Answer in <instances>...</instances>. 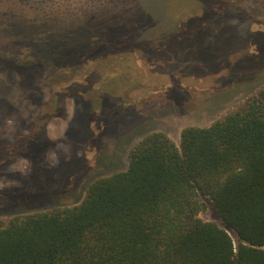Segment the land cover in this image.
<instances>
[{"label": "trees", "instance_id": "16d2710c", "mask_svg": "<svg viewBox=\"0 0 264 264\" xmlns=\"http://www.w3.org/2000/svg\"><path fill=\"white\" fill-rule=\"evenodd\" d=\"M23 5L0 0V89L19 75L40 85L22 92V103L36 111L27 138L16 141L44 152L48 123L66 116L69 100L117 79L118 66H138L119 57L137 51L155 25L135 10L78 24ZM196 17L168 16L180 25ZM89 63L107 70L75 80ZM9 113L1 102V118ZM203 198L224 228L197 217ZM13 201L0 195V264H264V88L208 127L183 128L178 146L161 132L144 137L126 169L97 178L78 203L23 213Z\"/></svg>", "mask_w": 264, "mask_h": 264}, {"label": "rangeland", "instance_id": "374dc122", "mask_svg": "<svg viewBox=\"0 0 264 264\" xmlns=\"http://www.w3.org/2000/svg\"><path fill=\"white\" fill-rule=\"evenodd\" d=\"M21 3L36 16L58 11L65 23L135 10L155 25L137 51L119 57L138 66H118L117 79H103L100 90L69 100L66 116L48 123L44 152L17 144L27 138V119L36 111L22 103V92L40 91V85L19 75L1 87L0 103L10 116L0 114V195L23 213L44 211L52 202L78 203L97 178L125 170L129 151L144 137L161 132L178 146L183 128L208 127L264 88V0H213L204 7L182 0ZM169 15L197 17L180 25ZM96 67L107 70L89 63L75 80L84 82ZM104 91L115 98L104 99ZM202 200L205 210L197 217L224 228L211 201ZM232 240L236 245L237 237Z\"/></svg>", "mask_w": 264, "mask_h": 264}, {"label": "bare ground", "instance_id": "6f19581e", "mask_svg": "<svg viewBox=\"0 0 264 264\" xmlns=\"http://www.w3.org/2000/svg\"><path fill=\"white\" fill-rule=\"evenodd\" d=\"M229 234L232 237V239H235L236 238V235H235V233L232 230L229 232Z\"/></svg>", "mask_w": 264, "mask_h": 264}, {"label": "water", "instance_id": "95a60500", "mask_svg": "<svg viewBox=\"0 0 264 264\" xmlns=\"http://www.w3.org/2000/svg\"><path fill=\"white\" fill-rule=\"evenodd\" d=\"M229 235V234H228Z\"/></svg>", "mask_w": 264, "mask_h": 264}]
</instances>
